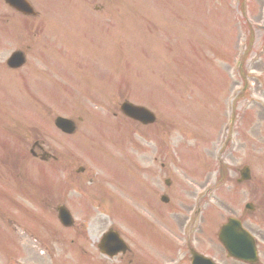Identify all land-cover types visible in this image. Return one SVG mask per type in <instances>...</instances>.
<instances>
[{"label":"rangeland","instance_id":"1","mask_svg":"<svg viewBox=\"0 0 264 264\" xmlns=\"http://www.w3.org/2000/svg\"><path fill=\"white\" fill-rule=\"evenodd\" d=\"M190 1L113 0L114 19L106 28L113 31L115 47L113 57L106 58L107 62L104 67L113 68V73L120 74L113 77L112 81L106 82L112 71L106 72L103 70L100 58L107 53V50L103 49L100 45H98L99 50H96L93 43L86 41V39L94 41L98 35L97 33H92V36H84L83 34L81 35L80 53L75 56V59L80 62L82 72H73L72 76L77 77V82L72 80L73 86L69 87L66 85L73 91L70 97L63 96L65 91L56 88L57 91L61 92L63 98H50L53 97L52 91L42 89L45 94L50 92V97L42 98L46 101L43 103L39 97L40 92H42L40 90L39 93L35 91L27 93L19 92L20 85L24 83V81L20 80L18 83L9 84L12 88L10 93L3 92L6 95L5 97L3 96L5 101L0 96V115L4 119H13L11 116L16 118V129L14 127L11 129L9 124H6L5 127L10 129L9 131L13 138H17L16 140L19 145L24 148L27 154L32 144L30 139L40 138V135L47 136L44 126L50 127L51 130L49 138H47L48 146L55 149L56 152H60L59 145L53 143L56 139L54 133L60 136L55 126L53 127L56 117L73 118L76 121L82 118L83 124L92 126L98 123L95 116L99 111L102 116L110 118L108 120V123H111L110 129L100 127L96 129L92 127V130L84 131L81 128L76 136L72 138L60 136L67 145L73 146L76 144L80 146L78 151L87 160L86 162H88L90 169V172L83 176L86 181L98 178L101 174H104L102 172L103 169L110 168L109 163L105 160L101 161V165L97 164V160L99 159L95 153L97 154L99 150H103V147L96 145L94 141V137L99 130L107 132V135L110 136H112L111 132L117 134L118 137L112 142V148L117 147L118 156L121 153V149H123L125 152L131 154L132 159L138 160L140 151L151 148H162L163 151V147L166 146L167 149L161 156L160 163H158V166H155L166 169V171L162 172L159 181L161 190L164 189L163 178L176 180L177 184H179L178 188L183 184V180L193 181L189 183L192 189H199L208 180L210 186H213L216 180H220V174L223 171L226 174V182L223 189L215 191L216 193L213 192L209 205L205 206L206 215H214L216 217V221H210V224H212L211 230L209 226L211 240L215 242L216 233L220 225L226 221L227 217L224 219V215L230 211L233 212L231 205L225 203L226 201L223 198L224 192L226 191L228 197L233 192L234 195L237 194L236 180L240 176V170L244 166H249L257 187H264V0H247L248 7L245 11L239 6L238 0H210L212 1L210 4L214 3L220 12V22L223 24L222 29H220L219 20L208 14L206 6L200 4L201 1H199L198 5L194 3L196 0ZM187 3H190L193 8H189ZM146 5L150 6L146 10L153 14L152 19L149 21L147 16L140 10L146 7ZM45 7H47V4ZM166 7L168 11H171L172 16L169 17L168 13H166L162 18V12L167 10ZM189 11L193 12L189 13ZM121 19H125L127 22H121ZM185 23L188 25H185ZM158 24L161 25L159 29L154 26ZM157 30L163 32L161 37L157 33ZM145 32L148 34V37L143 36ZM66 36L68 35H58L49 39L50 46L62 49L63 38ZM99 36L105 39V34L102 33ZM161 38L172 40V43L169 45L163 41V44H160L158 42ZM105 40L108 41L109 38ZM145 40H149L148 42L151 41V43L143 47L142 45ZM249 40L252 41V45L248 49L249 56L245 65L241 66L242 71L239 77V75L237 76L239 67L237 63L241 52L244 51V44L246 41L249 42ZM217 42L220 43L215 44ZM197 48L200 49L196 50ZM44 50L48 52L47 48H44ZM239 50L240 53L237 56ZM218 52H221L220 56L222 58L218 56ZM203 53L208 58L213 59L214 70L208 68L205 75L204 71L200 75L199 71L201 72L205 69ZM7 54L8 52H1V61H4L8 57L9 54ZM93 58L97 60L94 66L92 65ZM88 67L91 69L92 67L97 68L96 71L100 75L97 81L93 79L91 73H86L91 72L88 71ZM1 69L3 71L1 74L7 76L8 69L4 68V64H0ZM21 72L20 70L17 73ZM8 73L11 76L9 71ZM103 73L107 75L105 78H102ZM29 74L24 73V78ZM85 79L95 90L98 89V85L105 87L107 83L106 90L109 91L105 93L106 96L102 97V95H99L101 100L96 99L98 97L96 96V91L85 84ZM216 81H219V88L216 86L210 92H207V89L203 86L204 83ZM117 84H119V90L113 87V85ZM191 89H195L196 91ZM37 95L38 100L36 98ZM170 95L172 99L168 98ZM126 97L129 102L158 107L161 111L160 124L153 127L150 126V128H140L137 124L128 123L129 126L123 133L125 122L119 117L121 115L117 113L118 106H113L111 109L112 105L109 102L112 101L114 105H120ZM194 99L200 102L198 108L194 109L193 113L191 112L193 109L187 111L186 115L191 117L192 114H195L197 117L187 121V126L180 122L176 124L172 123V115L177 118L183 115L179 110H176L182 104L180 101L187 100V106L189 107L191 101ZM120 100H122L120 103H116ZM234 100H236L235 103ZM34 101L35 105L32 110V105L30 104L34 103ZM24 103L29 104L23 106ZM173 105H175L174 109L172 108ZM35 108H38L39 114L43 115L44 120L38 116V110ZM170 108L178 112L166 116L164 111ZM22 109L25 110L24 113H22ZM114 113L117 115L116 117ZM198 113L208 116L207 120L205 119L203 122L202 117H198ZM30 114L37 120L43 121L41 123L42 126L28 123L22 116L30 117ZM118 121L120 123L117 125L112 124V122L117 123ZM102 123L107 124V122ZM4 124L2 122V127H4ZM191 125H193V128L189 127ZM116 126L119 127L118 130ZM2 127L0 121V134L7 135V130H4ZM175 127L176 130L173 133L170 132ZM23 129H26V134L23 132ZM100 134L102 137L103 134ZM124 139H127L128 146L124 144ZM143 139H150V144H146L147 140L143 141ZM108 141H105V143L111 149V143H108ZM121 141L125 145V148L119 150ZM135 144L138 146V149L135 147ZM192 150H195L194 153L197 155V160L196 155L193 153L189 154L188 158L194 162L188 161L185 157L186 153ZM68 156L72 157V155ZM65 157L67 158L66 155ZM197 163L201 164L202 167L194 169V164ZM28 169V171H35L34 174L43 182L47 178H50L43 174L44 170L37 168L32 162ZM56 170L62 173L64 171L63 169H59L58 166H56ZM3 174L4 172L0 167V181L4 178ZM16 175L15 172L14 177ZM65 177L69 179L68 172L63 173V179ZM28 180L33 179L28 177ZM129 181L131 186L137 185L131 179V176H126V182ZM48 186L53 188L55 192L58 191L57 182L50 180ZM92 188L94 190L81 189L74 191V198L78 201L82 200L81 206L85 208H89V201L94 202L92 205H96L92 198V192L95 191L98 194V191H102L97 190V184H94ZM178 188L173 194L174 198H177L179 195ZM260 192L264 196V191L261 190ZM3 193H7V191L4 190ZM166 193L171 195L173 188L167 189ZM246 199H251L250 194H247ZM28 200L29 202L27 200H24V202L27 205H31V200ZM221 201H225L227 209L225 214L222 215L213 211V208L219 209V202ZM26 204L22 205L21 209L32 213L36 221L44 218V221L49 223L53 230H56L53 219L49 214L45 213V210L41 208H27ZM258 204H260L259 201ZM94 208H92V211L96 210ZM243 208L244 205H242L241 210ZM0 211H2L0 214V241L2 247H4L5 241V239L1 240L2 235L6 236L9 233L12 234V232L17 234L21 243V248L14 260H11V263L9 262L10 252L4 256L0 244V264L87 263L89 256L83 255L79 251V259L75 257L74 261L69 260L67 262L66 260L72 256L63 247H58L56 244H50L52 248L50 250L40 249L33 240L34 235L31 231H35L33 230L34 227L30 226L25 216H21V219L19 218V211L13 208L12 204L8 205L0 202ZM108 215L111 216L109 213L105 216L102 214L95 220H89L90 215H87L86 219L80 220V223L84 224L89 231L88 235L91 237L89 243L91 244L90 248L93 253L96 252V240L101 239L103 234L108 231L112 221L114 223V220L108 218ZM206 215L197 233L199 237L194 241V247L199 250L201 249L200 239L204 233L203 226H205L207 221ZM116 218L122 226L127 224L126 220H128L129 226L132 225L135 242L141 249L148 248L150 250L147 252L148 256L142 253L143 258L147 259L146 264H158L163 255V249H158L163 245L159 235L155 231H150L147 227H143L141 223L134 220L130 213L125 217V212L123 214V212L118 211ZM258 218L261 217L258 216ZM184 219L185 217L182 221ZM161 226L166 227L162 222ZM117 228L119 227L117 226ZM67 232L74 234L71 231ZM70 237L71 235L66 236L68 239ZM5 246L11 251L10 242L5 244ZM91 251L89 250V252ZM175 255L173 257L166 256L161 264H168L170 262L169 258L174 259ZM97 261L103 263L105 260L101 256H98ZM91 264H95V262ZM223 264H225L224 261Z\"/></svg>","mask_w":264,"mask_h":264},{"label":"flooded vegetation","instance_id":"2","mask_svg":"<svg viewBox=\"0 0 264 264\" xmlns=\"http://www.w3.org/2000/svg\"><path fill=\"white\" fill-rule=\"evenodd\" d=\"M33 7L37 9L35 2L38 4H42L44 0H29ZM3 5V10H6L7 13H3L0 15V33H6L10 27L13 28H23L24 24L26 26L31 25H40V19L42 15L40 12H37L36 15H28L22 12H18L9 4L6 3L5 0H0V5ZM38 10V9H37ZM39 11V10H38ZM256 189L254 187H250V193L255 194ZM254 212L251 213V218H245V221L251 224L249 229L250 233L255 236V238H259L261 232L259 231V227L263 228L264 218H258V216H252ZM264 240V238H263Z\"/></svg>","mask_w":264,"mask_h":264}]
</instances>
